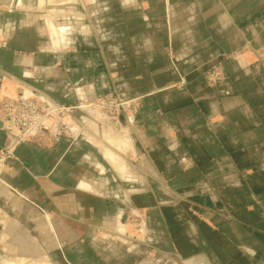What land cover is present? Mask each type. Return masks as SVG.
<instances>
[{"label":"crops","instance_id":"crops-1","mask_svg":"<svg viewBox=\"0 0 264 264\" xmlns=\"http://www.w3.org/2000/svg\"><path fill=\"white\" fill-rule=\"evenodd\" d=\"M125 1L114 26L68 23L52 44L39 24L14 37L0 24L8 95L32 93L20 79L64 105L146 94L139 112L122 119L127 136L114 135L115 144L85 118L76 139L19 145L0 176V220L46 214L67 247L91 243L102 227L122 264H264V65L249 55L241 66L224 60L247 44L264 45V0H167L170 23L154 0ZM217 63L226 79L210 87L203 74ZM44 76L65 79L46 85ZM6 144L0 128V150ZM156 239L174 259L148 255Z\"/></svg>","mask_w":264,"mask_h":264},{"label":"rangeland","instance_id":"rangeland-1","mask_svg":"<svg viewBox=\"0 0 264 264\" xmlns=\"http://www.w3.org/2000/svg\"><path fill=\"white\" fill-rule=\"evenodd\" d=\"M125 2V0H45L44 3H41L40 0H0V24L2 25V27L7 28V32H5L6 36L12 35V37L17 34L20 35L23 32L25 33L29 29H33L35 24H39L43 30L42 39L45 42L50 41V43L52 44L53 40H56L58 38L57 35H54V33L61 35L62 27L67 26L68 23L69 25H72L70 23H74V25H76L77 27H79L82 22H86L92 25L96 23H105L114 26V24L118 23L120 17L123 16L118 12L120 7H122L123 11L126 10L127 5ZM154 3L155 6L162 9V11H165L166 21L167 23H170L171 12L168 8L167 0H154ZM72 6L76 7V9L73 11L74 14L73 12H71L72 10L68 11V9H71ZM126 18L127 20H130L129 15H126ZM49 19L53 23V29L51 28V25H49ZM8 23L10 24L11 29H9ZM108 34H110V32H108ZM55 48L56 46L52 49ZM241 48L242 49L239 48L238 50L234 51V53L226 55L224 57V60H232L236 62V64L241 66L244 64V61L242 60L243 55H249L252 59L255 58L258 63L264 65V45L259 48H255L253 45L247 44ZM48 51L53 52L52 50ZM62 51V53L65 55L66 50L63 49ZM167 53L172 58V49L170 50L168 48ZM122 65L124 69L123 71L125 72L129 68V66H127L128 62L123 60ZM217 72L221 73L222 79H226V73L221 63H217L213 67L206 70L203 74L204 80L210 87L216 86L219 82H212ZM56 77L52 76L51 78H47L44 76L42 78V83L47 85V83H49L51 79L54 81L58 78ZM58 79L64 80L65 78L62 76ZM19 81L21 82L22 86H27V88H31V90H34L35 93H38L33 86L28 85L30 83L22 81L21 79ZM13 82L17 83V81L12 80L11 83ZM181 83L182 85L185 84L183 79L181 80ZM2 84L3 83L1 82L0 100L4 97H14L22 90V88H20L18 91L15 90L14 94L8 95L5 93ZM57 90L58 88H54L53 90L48 91L56 93ZM43 92L48 94V96L41 93L39 94H41V96H43L44 98L47 97L48 99H51L49 97L51 93H47V90H43ZM30 95L31 94L29 93L28 96ZM65 96L66 95L60 97L59 95V98L63 99L65 98ZM145 96L146 94L137 95L135 97H124L119 93H110L103 97H99L94 101L101 99L108 100L109 97H113V99L116 101L119 99L127 102H136L138 105V110L133 115L135 116L139 112L141 100ZM53 103L56 102L54 101ZM87 115V112L83 113L80 110L79 112L74 111L71 115L69 114V120L72 119L70 120V128H75L78 130L84 129L85 126L83 119L90 118L91 121L96 119V115ZM127 117L128 116H122L120 118V120L117 122V125L119 126L115 127V129H117L114 130L115 132H110L109 129H111V127L105 126V124L107 123H111L112 125V122L114 120L105 118L103 129H101V127L100 129L97 128L96 125L97 135L102 136L110 143L114 144L119 140L116 138L114 139V135L116 137H119L120 140H124L127 134L125 133L121 125L122 119L127 120ZM100 122H102V119L100 120ZM93 127L95 126L93 125ZM85 132H88V130H85ZM63 136H70V134L66 132V135ZM54 142L55 141L52 137H48L41 142L35 143H39L45 146L49 143ZM184 157L187 158L188 161H190L187 156H182L179 158L178 164L183 169H187L190 167V163H181V159H183ZM189 211L191 213H194L193 207H190ZM131 221L133 223V229H136V226L139 227L141 225L138 218H132ZM138 230H140V227ZM105 233L106 232L104 231V229L100 227V229L96 231L95 239H91V243L90 239H79L77 240L78 243H75L73 245L71 243V247H67V243H65V240L61 239V237H59V235L53 228V222L51 218L48 217V215L44 214L42 219L40 218L38 221H35L34 218H30L28 215L19 216L16 212L10 213L5 220H0V264H122L121 260L123 258V255L119 251L114 249V246L112 245L111 248H106L107 246L105 243V239L103 238L105 237ZM137 235H141L139 231ZM109 239L113 241V238ZM156 240L157 242H159V245H150L155 247V249H151L148 255L155 260L159 259L161 256H166V258L174 259L175 255L172 252L170 253V245L166 244L161 239ZM161 247L165 251L161 249ZM70 248L74 253H68V251H71L69 250ZM160 251H163L164 254H161ZM165 264H167V261L165 262Z\"/></svg>","mask_w":264,"mask_h":264},{"label":"built area","instance_id":"built-area-1","mask_svg":"<svg viewBox=\"0 0 264 264\" xmlns=\"http://www.w3.org/2000/svg\"><path fill=\"white\" fill-rule=\"evenodd\" d=\"M221 73L217 72L213 83L222 79ZM28 96L22 90L14 97H4L0 100V121L2 130L6 136L7 144L0 152V176L8 161L14 157L15 149L26 142H41L45 138L52 137L56 142L60 137L69 133L73 138L82 135L83 129L74 131L70 128L68 115L74 111L91 113L96 115V122L102 125L105 118L114 120V123L123 116L132 117L138 110L135 102L101 99L93 102L77 105H64L53 103L54 101L41 96L31 90ZM115 101V102H113ZM59 119V120H58ZM102 119V122L100 120ZM98 120V121H97ZM95 121V120H94ZM101 127V126H100ZM103 129V127L101 128ZM74 133V135H72ZM187 158L181 159V163H188Z\"/></svg>","mask_w":264,"mask_h":264},{"label":"water","instance_id":"water-1","mask_svg":"<svg viewBox=\"0 0 264 264\" xmlns=\"http://www.w3.org/2000/svg\"><path fill=\"white\" fill-rule=\"evenodd\" d=\"M0 128H2V122L0 121Z\"/></svg>","mask_w":264,"mask_h":264}]
</instances>
